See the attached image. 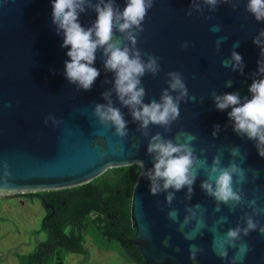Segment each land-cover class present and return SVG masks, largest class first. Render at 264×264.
Instances as JSON below:
<instances>
[{"label":"water","instance_id":"water-1","mask_svg":"<svg viewBox=\"0 0 264 264\" xmlns=\"http://www.w3.org/2000/svg\"><path fill=\"white\" fill-rule=\"evenodd\" d=\"M115 2L121 10L126 6L125 0ZM52 3L53 0H0V198L78 187L108 169L135 165L138 160L144 162L145 171L153 164L152 157L147 155L148 140L137 130L138 124L132 122L128 109L116 102L115 95L114 106L121 107L128 121L129 136L125 139L114 136V129L104 136L98 134L103 129L92 111L94 104L106 103L102 93L111 84L103 81L112 80L113 74L105 73L101 53L97 52L93 67L101 75L91 91H77L68 84L64 66L70 59L66 55L69 49L61 47L63 38L56 34L52 24ZM246 3L247 0H241L236 11L229 5L219 6L215 13L205 9L204 16L212 17L206 20L197 13L192 17L185 15L190 0H155L137 47L156 56L161 66L155 78L146 74L142 79L146 103L159 100L167 87L166 73L172 71L182 73L189 95L195 97L181 103L180 117L170 133L151 127V134L160 132L166 138H175L183 130L197 136L196 154L200 156L203 152L209 164L218 152H223L224 166L234 159L247 175L243 185L245 205L255 199L257 206L264 208V158L258 155L253 141L238 136L229 126L231 109L218 111L211 97V92L216 91L239 92L242 98H250L248 88L260 59V49L252 40L264 23L256 22L245 12ZM95 19L96 14L87 10L80 15L79 22L87 28ZM213 25H218L220 31H211ZM218 36L227 37L219 52L215 48ZM185 41L190 46L182 49ZM237 41L239 47L233 49ZM233 50L243 57V76L222 65ZM229 80L233 81L231 88L225 87ZM50 114L63 123L56 128L51 123L45 125L44 120ZM214 125L221 128L215 139ZM233 147H239L238 156L231 155ZM141 171L132 190L131 221L135 233L129 243L138 247L145 262L194 264L189 259V245L196 244L203 247L204 254L197 256L195 264H228L213 252L214 240L218 245L227 230L235 228L240 217L251 209L245 206L233 211L221 205V210L215 211V201L200 189L206 179L201 172L193 186L191 201L185 200L184 189L176 193L172 204L180 221L186 215V207L199 203L205 209L206 226L195 239L186 240L178 231V223L167 219V212L172 209L165 204L166 193L152 196L150 181L140 176ZM221 217H226V222L216 232L211 231ZM254 219L264 226V215ZM169 236V246L164 247L162 241ZM243 241L251 251L237 264H264V236L252 232ZM235 251L229 249V259Z\"/></svg>","mask_w":264,"mask_h":264},{"label":"clouds","instance_id":"clouds-1","mask_svg":"<svg viewBox=\"0 0 264 264\" xmlns=\"http://www.w3.org/2000/svg\"><path fill=\"white\" fill-rule=\"evenodd\" d=\"M240 2L241 0H190V7L185 15L192 17L197 13L204 16L205 9L209 13H215L221 5H229L236 11ZM125 3L126 6L121 10L115 0H95V3L93 0H53L51 21L56 34L63 38L61 47L69 49L66 55L70 59L65 61L64 66L65 78L77 91H91L101 75L100 71L93 67L97 59L96 53H101L103 69L105 73H112L113 79L103 81L104 84H111V88L102 93V99L106 103L94 104L92 111V116L103 129L98 134L104 136L107 131L114 129V136L127 138L128 121L121 107L128 109L132 122L138 124L137 130L148 140L147 155L151 156L153 161L152 167L146 171L142 160H138L135 165L142 170L140 176L150 181L149 192L152 196L166 193L165 204L172 209L167 212V219L178 223V231L186 240L195 239L206 226L203 219L205 209L199 203L186 207V215L180 221L178 211L172 208V204L176 193L184 189L185 200L191 201L193 186L201 172L205 174L206 179L201 182L200 189L215 201V211L219 212L221 205L229 206L233 211L238 208L243 210L245 206L251 209L250 213L245 212L240 217L235 228L227 230L218 245L215 240L213 243L212 250L221 260H227L228 264H237L251 251L243 238L252 232L264 236V226L254 219L264 215V208L258 207L255 199L247 201L245 205L243 185L247 175L234 159L224 166L223 152H218L209 164L203 152L200 156L196 154L194 142L198 139L197 136L183 130L177 132L175 138H166L160 132L151 134V127L163 128L165 133H170L172 125L180 117L181 103L195 100V97L189 95L182 73L172 71L166 73L167 87L162 90L159 100L145 102L147 93L142 86V79L146 74L155 78L160 73L161 66L156 56L142 52L137 43L144 31L145 18L153 8L155 0H125ZM87 10L94 12L96 19L85 28L79 22V17ZM245 12L254 17L256 22L264 23V0H247ZM204 18L212 19L211 16ZM210 30L219 32L220 28L213 25ZM226 39L225 36L217 37V52ZM252 42L260 49V59L248 88L250 98H242L239 92L217 94L216 91L211 92V97L218 111L231 109L228 112L229 126L238 136L253 141L258 155L264 158V28L259 30ZM189 46L185 41L181 48L187 49ZM237 47L239 41L233 44V49ZM222 65L230 67L233 73L244 75L243 57L235 50L231 51L229 58L222 61ZM50 71L54 72L52 69ZM232 86L231 80L225 84L227 88ZM113 95L121 107L114 106ZM49 123L56 128L63 121L50 114L44 120L45 125ZM220 131V126L214 125L212 137L215 139ZM230 152L232 156H238L240 149L233 147ZM255 175L258 176L259 172L256 171ZM226 219L221 217L211 231L216 232ZM170 239L169 236L162 241L164 247L169 246ZM229 249L236 250L231 259ZM175 250L180 251L179 248ZM201 254H204L203 247L189 245V259L194 264L197 256Z\"/></svg>","mask_w":264,"mask_h":264},{"label":"trees","instance_id":"trees-1","mask_svg":"<svg viewBox=\"0 0 264 264\" xmlns=\"http://www.w3.org/2000/svg\"><path fill=\"white\" fill-rule=\"evenodd\" d=\"M139 172L137 165L111 168L78 187L26 194L31 197L56 194L66 202L58 207L55 217L48 222L49 226H46V220L43 223L41 230L46 233L45 240L38 243L32 252L18 255V263L54 264L56 260L62 259L61 254H86L85 242L88 238H93L96 246L118 250L122 259L128 263L147 264L139 249L137 252L128 249L129 254L125 253L115 239L113 242L109 238L106 231L112 226V221L107 220L109 213L128 220L124 231L130 236L134 235L130 209L132 190ZM103 202H107L109 208L103 209Z\"/></svg>","mask_w":264,"mask_h":264},{"label":"rangeland","instance_id":"rangeland-1","mask_svg":"<svg viewBox=\"0 0 264 264\" xmlns=\"http://www.w3.org/2000/svg\"><path fill=\"white\" fill-rule=\"evenodd\" d=\"M6 204L8 207L0 209V264H19L18 255L32 252L44 238L38 235L43 209L37 203L21 205L18 198ZM94 243L93 238L87 239L86 254H61L64 264H126Z\"/></svg>","mask_w":264,"mask_h":264},{"label":"flooded vegetation","instance_id":"flooded-vegetation-1","mask_svg":"<svg viewBox=\"0 0 264 264\" xmlns=\"http://www.w3.org/2000/svg\"><path fill=\"white\" fill-rule=\"evenodd\" d=\"M16 198L19 199V203L21 205H26L27 203H29V204L37 203L41 206V208L43 209V215H42L41 226H40V230L38 231V235L43 234V236H44L43 240H45L46 233H45V231L41 230L43 227V223L46 220L47 224L46 223L45 224H46V226H49L48 225L49 220L53 219L55 217V214H56L58 207L60 205H64L66 200H62L61 197L57 196L56 194H50V195H47L45 197H41L38 195L31 197V196H28L26 194L16 195L13 197L6 196V197L0 198V209L5 208V206L8 207L6 202L8 200H14ZM103 204H104L103 209L109 208L107 206V202H103ZM119 207H121V206H118V208ZM130 211H131V209H130ZM103 213L104 212L102 211V215L104 217ZM95 215H96V213H95ZM107 220L112 221V226H110L106 229V231L109 233V238L112 239V241H113V239H115V241L120 244L121 250L127 254H129L128 249H131V252H137L138 247L136 246L137 248H133L135 245L129 243L130 239H132L134 235L130 236L129 233H126L124 231L126 225L129 223V221L124 220L121 216L116 217V216L110 215L109 213L107 216ZM131 224H132V221H131ZM43 240H39L38 243H40ZM129 247H131V248H129ZM99 249L105 250V252L107 254L114 256V258L118 257V258L122 259L119 251L116 249H112V248H99ZM69 253H72V252H69ZM74 254H76V253H74ZM125 263L126 264H132V263H128L126 261H125ZM54 264H64V262L62 259L61 260L58 259L54 262Z\"/></svg>","mask_w":264,"mask_h":264}]
</instances>
